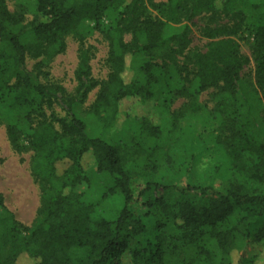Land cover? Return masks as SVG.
Segmentation results:
<instances>
[{
	"label": "trees",
	"instance_id": "16d2710c",
	"mask_svg": "<svg viewBox=\"0 0 264 264\" xmlns=\"http://www.w3.org/2000/svg\"><path fill=\"white\" fill-rule=\"evenodd\" d=\"M108 9H120V19L103 28ZM197 17L206 20L200 27L204 49L190 46ZM83 20L93 22L107 40L105 78H94L90 56L82 50L73 91L42 80L44 61L64 51L66 36L76 34ZM243 31L252 35V82L242 75L250 61L237 40ZM171 69L183 79L177 93L189 99L188 109H200L198 93L215 90L212 137L227 159L224 185L179 182L197 159L190 149L179 172L171 156L159 155L158 143L146 149L103 135L123 98L169 95ZM126 70L136 75L129 82ZM193 79L197 90L191 92ZM94 89L83 110L98 129L89 134L74 107H82ZM0 107L16 115L17 121L6 125L7 138L18 152H32L40 189L29 226L0 193V264H19L21 255L33 264H120L129 241L147 232L142 216L132 210L135 203L153 219L155 231L130 249L131 264H255L245 252L264 240V0H32L14 9L0 0ZM178 115L172 113L174 120ZM137 128L136 134L160 136L146 118ZM88 151L97 170L113 178L94 203L76 190L88 181L81 165ZM60 161L67 166L58 173ZM110 200L118 201L111 213L104 209ZM169 225L172 232H166Z\"/></svg>",
	"mask_w": 264,
	"mask_h": 264
},
{
	"label": "rangeland",
	"instance_id": "374dc122",
	"mask_svg": "<svg viewBox=\"0 0 264 264\" xmlns=\"http://www.w3.org/2000/svg\"><path fill=\"white\" fill-rule=\"evenodd\" d=\"M128 1V0H126ZM153 2H165L166 0H152ZM258 2L259 0H251ZM10 9H14L18 4L30 5L32 0H6ZM219 5V2L217 3ZM120 9H108L102 18V27L108 28L114 26L120 19ZM155 15L157 12L151 10ZM225 21L226 18H221ZM204 17H197L191 26V48L204 49L206 40L200 33V27L205 24ZM240 44L241 54L249 58V63L242 70L245 80L253 81L254 64L252 61L250 44L252 35L248 31H243L237 36ZM65 49L54 57L45 60L47 71L41 78L45 81L57 82L63 85L68 91H73L75 81V70L78 65L79 56L82 50H86L90 56V65L92 75L96 79H103L107 73L105 62L108 43L102 34V30L95 28L93 22L83 20L76 34H70L65 38ZM128 62V61H127ZM33 61H28V67L32 68ZM126 82L133 80L136 75L132 71L126 70L123 74ZM183 85L182 77L176 70H170V93L162 97L156 96L151 99H142L139 96L131 95L123 98L118 105V113L113 126L103 132L104 137L109 140H121L126 143H138L148 149L153 148L155 144H160L158 148L159 155L164 159L171 156L170 164L177 171L182 172L186 158L184 155L190 149L197 154V159L189 165V170L178 180L197 181L205 184H212L215 187L224 185L228 181V175L225 172L227 159L221 148L214 142L212 133L215 132L217 122L213 119L212 109L216 103L215 90H208L197 94V102L200 109L193 111L185 106L189 102L185 96L177 93ZM189 90H197V81L193 79L189 85ZM96 89L89 93L85 104L80 107L76 105L74 111L83 118L87 124V132L95 134L98 129L91 126L89 118L84 113L95 97ZM166 99V101L164 100ZM56 111L63 115L64 112L56 107ZM179 113L174 120L172 113ZM146 118L152 125L158 126L159 138H153L144 134H136L138 120ZM0 193L4 198L6 207L13 212L15 217L24 225L29 226L37 216V209L40 203V189L33 173L34 156L30 151L18 152L10 144L6 125L17 121L15 113L8 108L0 107ZM22 127L25 128L22 120H19ZM25 142V140H24ZM140 162V161H138ZM81 165L87 182H82L76 186V190L81 193L86 202L94 203L100 200L101 195L113 184V178L107 172H100L96 168L93 153L88 151L81 158ZM67 166L66 161L57 163V171L60 173ZM138 182H142L139 177ZM160 191L155 192L159 194ZM116 201L110 200L104 209L109 213L116 209ZM134 213L142 216L146 224L147 232L137 239L129 241L128 249L120 256V264H131L132 259L130 249L137 241L144 239L147 235L153 233L154 223L151 217L145 216V209L140 204H133ZM169 230L173 228L169 225ZM238 244H241L239 238H236ZM251 255L255 264H264V240L258 243H252L247 252ZM236 257V255L234 254ZM19 264H33L34 260L26 255L19 257Z\"/></svg>",
	"mask_w": 264,
	"mask_h": 264
}]
</instances>
